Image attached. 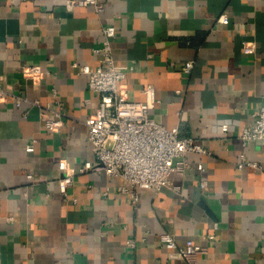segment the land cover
Returning a JSON list of instances; mask_svg holds the SVG:
<instances>
[{
  "label": "crops",
  "instance_id": "0c3cea01",
  "mask_svg": "<svg viewBox=\"0 0 264 264\" xmlns=\"http://www.w3.org/2000/svg\"><path fill=\"white\" fill-rule=\"evenodd\" d=\"M67 1L0 0V85L24 97L20 107L14 95L0 102V264H264V143L241 139L264 104V0H100L101 13ZM108 23L130 98L145 100L154 85L150 115L211 150L190 153L185 173L141 189L136 204L119 188L127 182L104 171L78 173L67 197L58 185L60 159L97 162L83 121L99 94L74 63L98 65ZM244 40L256 42L254 55L243 54ZM187 60L195 65L184 72ZM25 65L44 73L27 78ZM36 99L62 105L60 132L46 129ZM224 118L236 120L227 134ZM242 157L262 168H239ZM164 233L206 250L189 263Z\"/></svg>",
  "mask_w": 264,
  "mask_h": 264
},
{
  "label": "built area",
  "instance_id": "2783aa9c",
  "mask_svg": "<svg viewBox=\"0 0 264 264\" xmlns=\"http://www.w3.org/2000/svg\"><path fill=\"white\" fill-rule=\"evenodd\" d=\"M77 6H92L99 13L105 9L104 3L100 0L67 1L69 9ZM221 21L229 24L230 18L227 14H223ZM102 33V43L94 48V53L99 56L98 65L74 63L78 72L86 75L89 89L99 94L95 111L83 121L88 128V138L97 162L93 166L87 162L76 168L66 158L60 159L58 166L62 176L58 179V185L61 193L67 197L68 190L74 184L78 173L89 169L104 171L109 176L119 177L127 182L119 188L123 193L129 194L136 204L140 200L141 189L159 190L172 185L173 173H185L191 167L187 158L190 153L211 154V150L198 143L192 136L180 135L178 126L168 128L150 115V107L159 101L154 85L149 84L144 89L145 100L130 98L129 89L124 83L127 71L117 63L114 55L115 25L105 24ZM242 52L246 56L254 55L257 52L256 42L244 40ZM194 65V60H187L182 64L181 70L189 72ZM22 71L25 77L32 79L44 73L39 65H25ZM10 95L14 94L0 85V102ZM53 95L57 97L56 89L53 90ZM14 97L16 106L20 107L24 97L16 95ZM57 102L60 103L59 100ZM32 103L41 108L42 120L48 131L60 132L63 129L65 112L62 105L55 108L52 103L43 104L38 99ZM254 116V124L245 127L241 133L245 145L264 143V104ZM235 122L236 120L232 118L220 120L219 132L227 134L232 130ZM33 149V146H27V150ZM245 166L262 168L258 162L242 157L238 161V167L242 169ZM200 167L204 170L203 166ZM28 176L32 177V174ZM207 185L206 180L201 181L202 188H206ZM175 188L180 189L178 186ZM109 189L107 187L103 192L105 198L109 196ZM214 237L213 234L209 235L210 239ZM161 240L167 248L179 252L189 263L194 261L197 254L206 250L202 244L191 238L186 239L183 244H178L173 235L164 233ZM128 244L134 247L135 241L129 240Z\"/></svg>",
  "mask_w": 264,
  "mask_h": 264
},
{
  "label": "water",
  "instance_id": "95a60500",
  "mask_svg": "<svg viewBox=\"0 0 264 264\" xmlns=\"http://www.w3.org/2000/svg\"><path fill=\"white\" fill-rule=\"evenodd\" d=\"M204 206H205V204H204Z\"/></svg>",
  "mask_w": 264,
  "mask_h": 264
}]
</instances>
